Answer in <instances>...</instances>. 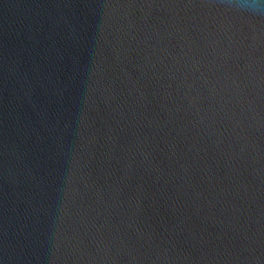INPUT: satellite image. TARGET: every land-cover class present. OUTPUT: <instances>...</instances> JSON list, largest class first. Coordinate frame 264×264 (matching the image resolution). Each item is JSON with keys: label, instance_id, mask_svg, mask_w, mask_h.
<instances>
[{"label": "water", "instance_id": "1", "mask_svg": "<svg viewBox=\"0 0 264 264\" xmlns=\"http://www.w3.org/2000/svg\"><path fill=\"white\" fill-rule=\"evenodd\" d=\"M234 0H0V264H264V13Z\"/></svg>", "mask_w": 264, "mask_h": 264}, {"label": "clouds", "instance_id": "2", "mask_svg": "<svg viewBox=\"0 0 264 264\" xmlns=\"http://www.w3.org/2000/svg\"><path fill=\"white\" fill-rule=\"evenodd\" d=\"M232 7L242 13L258 15L264 13V0H234Z\"/></svg>", "mask_w": 264, "mask_h": 264}]
</instances>
